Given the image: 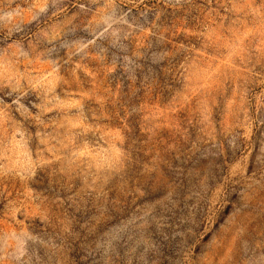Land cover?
<instances>
[{"label": "rangeland", "instance_id": "rangeland-1", "mask_svg": "<svg viewBox=\"0 0 264 264\" xmlns=\"http://www.w3.org/2000/svg\"><path fill=\"white\" fill-rule=\"evenodd\" d=\"M0 264H264V0H0Z\"/></svg>", "mask_w": 264, "mask_h": 264}]
</instances>
